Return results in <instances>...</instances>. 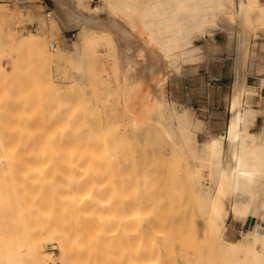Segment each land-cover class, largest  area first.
I'll list each match as a JSON object with an SVG mask.
<instances>
[{
	"label": "rangeland",
	"instance_id": "1",
	"mask_svg": "<svg viewBox=\"0 0 264 264\" xmlns=\"http://www.w3.org/2000/svg\"><path fill=\"white\" fill-rule=\"evenodd\" d=\"M82 5L106 7L104 0H84ZM51 7L50 0H0L1 156L9 152L12 164V170L10 164L0 166V264L8 258H22V264H134L133 259L146 264H190L193 260H199L197 264H240L243 254L208 236L188 176L195 165L216 168L220 161L230 159L223 152L218 157L205 152L201 144L226 128L228 110L222 100L231 92L235 78L240 23L220 22L206 40L196 38L199 73L185 78L188 73L184 71L171 72L167 80L166 97L205 119L197 133L198 151L192 155L167 140L154 125L155 114L148 119L151 124L131 129L129 116L122 110L126 93L123 42L115 31L89 36L77 53L53 56L52 61L41 56L39 42L30 41L29 33L42 35L51 50L50 43L55 42L71 51L78 40L76 31L52 26L53 15L45 16ZM249 16L247 25L254 20L248 33L250 56L246 54L243 70L248 73V62L256 59L257 72L264 75L263 7L254 8ZM215 69L219 78L210 90L205 85ZM130 88V98L139 106L157 95L146 79ZM210 118L222 121V126L210 129ZM99 127L98 144L81 140ZM75 180L85 183L74 186ZM94 184L99 187L93 195L98 226L102 218L114 217L115 221L103 223L91 257L88 248L83 252L71 248L64 257L60 238L80 224L74 216L75 206L90 203L88 191ZM231 201L227 198L226 204ZM83 214V227L89 230L90 221ZM116 219H120L118 225ZM26 242L41 246L42 253L52 258H31ZM259 246L264 249L263 242Z\"/></svg>",
	"mask_w": 264,
	"mask_h": 264
},
{
	"label": "bare ground",
	"instance_id": "2",
	"mask_svg": "<svg viewBox=\"0 0 264 264\" xmlns=\"http://www.w3.org/2000/svg\"><path fill=\"white\" fill-rule=\"evenodd\" d=\"M53 1L54 7L51 8L53 25H51L62 30L61 25L64 24L59 22L61 13L69 15L70 19L76 21L73 23L71 21L72 24L69 23L70 25L67 27L69 29L77 28L78 40L75 42L76 47L71 51H64L55 42L50 43V46L53 47L51 50L41 37L42 35L29 33L27 36L30 41L39 42L38 48L41 56L52 61L53 56L58 58L71 52L77 53L80 49L79 45L82 46L89 36L103 31H109V33L115 31L123 42L121 62L124 81L122 82L126 85L123 87L126 93L122 101V110L129 116L131 129L138 130L147 126L148 123L151 124L148 119L152 120L150 116L155 114L154 125L163 132L167 140L192 155L197 152L192 132L193 110L166 97L167 80L171 72L192 73L196 70V65L200 61L194 51L196 38L203 37L206 40L210 29L219 26L220 22L240 23L238 26L241 27L238 32L239 39L236 42L238 44L235 45L237 46L235 54L236 79L233 88L230 123L226 126L224 133L209 136L204 141L206 152L217 157L223 152L234 161V166L226 168L218 163L216 168L195 165L188 171V176L196 195L197 206L198 208L200 206L204 214L208 236L215 238L226 249L243 254L244 258L240 264H264V249L258 248L260 243H264V235L262 236V232H264V196L260 197L258 192L259 188L264 190V142L257 131L248 128L250 110L246 107L243 108L242 99L243 94L257 91V86L249 84L245 78L243 64L246 63L245 44L249 25L254 20L250 19L249 14L251 10L253 11L259 6L264 9V0L254 1L253 6H249V2L253 0H104L106 6L104 9L98 5L87 8L82 5L84 0ZM1 7L3 8L2 5ZM2 8H0V13ZM248 16L251 20L249 25L246 23H249ZM255 19H259V17ZM179 63L182 65L180 68L176 70L171 68L173 64L178 66ZM142 79L151 82L157 95L150 102H143L139 106L135 100L130 98V87L134 84L139 85ZM147 98L145 97V99ZM100 128L97 132H87L85 137H81V140L86 138L88 144H98ZM3 148L1 135L0 166L1 163H5V165L10 164V168L12 166L11 157L8 156L10 153L4 152L1 156ZM208 162L213 163L207 159ZM10 169L12 170V168ZM83 183L85 181L75 180L72 184L76 186ZM248 187H251V190L243 209L241 211L234 209L232 214L234 218L241 219L246 223L247 230L242 232L239 239L232 240L225 236L227 219L231 215V209L226 204V199L230 196L228 194L245 192ZM98 191V184L91 185L88 191L91 196L90 203L86 206H75L74 216L83 218L82 214L84 213L83 216L87 215V220L91 222L93 219L94 223L92 221L91 226L89 222L88 230L83 227L85 216L83 219L75 217L76 220L81 221H79L80 224L76 223L71 234L63 235L60 238L61 254L64 257L68 255L71 248H75L79 252L88 248V255L91 257L99 243L98 233L100 228L103 230V223L111 219L115 221L114 217L102 218L101 227L98 226L97 202L93 201V195ZM112 213L109 215L114 216ZM200 214L202 215V213ZM138 215L141 214L138 212ZM136 217H138L137 214ZM119 221L120 219H116V225ZM81 223L83 225L79 226ZM116 231L115 227L114 232L116 233ZM25 245L29 247L27 254L31 258L36 260H40V257H43V260H46V257L52 258V256H45L42 253L41 246L34 247L28 242ZM197 261L199 262V260H193L190 264H197ZM2 262L1 264H22L23 261L22 258L17 260L8 258L7 261H4L5 263ZM43 262L45 263V261ZM133 263L146 264L140 259H133Z\"/></svg>",
	"mask_w": 264,
	"mask_h": 264
},
{
	"label": "crops",
	"instance_id": "3",
	"mask_svg": "<svg viewBox=\"0 0 264 264\" xmlns=\"http://www.w3.org/2000/svg\"><path fill=\"white\" fill-rule=\"evenodd\" d=\"M23 1V0H20ZM52 3V7H54V1L50 0ZM92 5V3H91ZM51 7V8H52ZM93 7V6H91ZM95 7V6H94ZM50 8V9H51ZM103 16V13H101ZM61 19L59 20L60 24H64L63 26L61 25V29L65 31H78L77 28H68L67 26L75 22V19H70L69 15L65 13H61ZM63 20V21H62ZM62 21V23H61ZM72 21V23H71ZM70 23V24H69ZM238 42V41H237ZM238 44V43H237ZM236 44V45H237ZM245 54L247 56H250L249 52V41H248V35L246 39V44H245ZM248 45V46H247ZM237 47V46H236ZM257 61L256 59H250V61L247 64V71L244 70L245 78L251 85H256L257 86V91L254 92H248L246 94H243L242 99H243V108H248L249 111V117H248V128L250 130L257 131V133L260 135L262 141L264 142V75L262 72H257ZM199 69H196L192 73H188L185 78H192L195 77L199 71ZM224 71L221 72L223 76ZM235 73V78L234 82L232 83V90L231 92L227 95V97H223V103L226 104V120H225V126L229 125V120L231 118V105H232V96H233V88L235 86V79H236V70L234 69ZM218 71L215 69L214 74L211 76L209 74L207 84L205 85L208 89L211 90V87L215 86L216 81H218ZM234 84V85H233ZM196 102V101H195ZM210 97L208 99V103H210ZM252 108H251V107ZM190 108V107H189ZM192 109V108H191ZM193 110V109H192ZM218 119V118H217ZM203 118H198L197 116L194 115L193 111V123H192V132H193V138L196 142V151H198L199 148V140L197 138V133L198 131L203 127ZM207 122V121H206ZM207 124L210 126V129H219L222 126V121L218 120H212L210 118L209 122ZM225 131V130H224ZM224 131L222 133H224ZM220 133L216 134H211L210 136L218 135ZM201 147L203 150L206 152L205 147H204V142L201 144ZM234 161L232 159H229L227 161H220L219 164L221 166H225L226 168H231L233 167ZM225 164V165H224ZM251 187H248L245 192H236L232 193L229 198H232L231 204H228V207H231V215H229L227 219V226L225 230V236L229 239L236 240L239 239L243 231L247 230V225L245 222H243L241 219H236L232 216L234 212V204H236V208L241 211L245 205V200L248 198V195L250 193ZM260 197L264 196V190L259 188L258 190ZM260 246L258 245V248Z\"/></svg>",
	"mask_w": 264,
	"mask_h": 264
},
{
	"label": "built area",
	"instance_id": "4",
	"mask_svg": "<svg viewBox=\"0 0 264 264\" xmlns=\"http://www.w3.org/2000/svg\"><path fill=\"white\" fill-rule=\"evenodd\" d=\"M1 1H7L8 3L9 2H11L12 0H1ZM45 16L47 17V18H49L50 16H51V9L49 8V9H46V11H45Z\"/></svg>",
	"mask_w": 264,
	"mask_h": 264
}]
</instances>
